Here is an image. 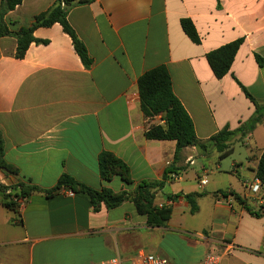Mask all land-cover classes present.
<instances>
[{
	"label": "crops",
	"instance_id": "obj_1",
	"mask_svg": "<svg viewBox=\"0 0 264 264\" xmlns=\"http://www.w3.org/2000/svg\"><path fill=\"white\" fill-rule=\"evenodd\" d=\"M54 1L22 0L5 16L10 33L0 36V140L3 160L17 171L0 168V183L48 190L68 174L95 189L132 193L167 170L163 188L153 190L154 203L171 207V215L150 224L129 200L95 211L86 193L66 189L32 192L16 210L0 197V264H93L113 256L129 263L139 250L174 264H199L208 252L221 256L219 264H264V189H249L264 150V67L255 60L264 59V0L75 3L67 19L92 60L89 68L59 23L36 27L33 36L46 42H31L16 57L13 33ZM181 18L192 22L198 43L183 32ZM238 38L229 71L216 78L205 54ZM159 65L205 142L184 147L177 159L174 140L144 137L163 120L143 116L137 79ZM225 125L244 131L219 159L207 140ZM103 151L128 166L132 182L117 174L102 180ZM187 193L199 194L194 213L182 197Z\"/></svg>",
	"mask_w": 264,
	"mask_h": 264
},
{
	"label": "trees",
	"instance_id": "obj_2",
	"mask_svg": "<svg viewBox=\"0 0 264 264\" xmlns=\"http://www.w3.org/2000/svg\"><path fill=\"white\" fill-rule=\"evenodd\" d=\"M21 1L22 0H1L0 36L10 33L5 24V16L9 11L19 5ZM86 1L89 0H78L77 2L73 0H55L48 9L35 15L29 26L21 27L13 33L16 37L15 56L18 58L22 57L31 42H46L45 40H40L33 36V30L36 27H46L53 23H59L63 32L70 37L73 49L80 58L81 63L85 68H89L92 60L89 57L84 43L78 38L67 19L68 9L73 4L84 3ZM180 25L183 32L192 42H199L198 34L188 18H181ZM241 43L242 39L238 38L210 50L205 54L209 67L216 78H221L229 71L232 60ZM255 60L260 66L264 67L263 58L255 55ZM241 87L245 94L250 97L246 89L243 86ZM137 91L143 116L151 118L161 114L163 120V123L152 124L147 128L144 132V137L146 139L174 140V159L178 158L180 151L186 146L197 145L201 148L205 147V142L199 140L195 134L190 116L172 91L171 79L165 66L159 65L141 74L137 79ZM240 131L243 132L244 130L242 128L230 130L228 125H225L207 140L218 151L219 159L224 158L231 152L229 142L236 132ZM2 155V142L0 140V168L16 173V168L6 163ZM98 169L102 180L109 181L117 174L124 182H132L128 166L111 152L103 151L99 154ZM255 176L264 185V150L259 158ZM166 179L167 170H165L161 180L141 181L136 185L134 191L130 193L126 190L114 192L107 187L95 189L75 180L68 174H62L56 184L48 190H42L36 185L22 181L12 186L0 183V197L3 205L13 210L19 207V202L14 201V197L24 200V198L32 192L43 191L46 194H51L61 189L86 193L95 211H97L102 204L107 208H114L123 201H130L131 199L135 209L139 213L145 214L150 224H163L171 215V207H158L152 201L154 198L153 190L162 189ZM198 196V193H187L182 195L189 205L190 213H194L197 210L196 198ZM177 197L178 195H167V198L171 200ZM235 197L239 200V197L236 195Z\"/></svg>",
	"mask_w": 264,
	"mask_h": 264
},
{
	"label": "built area",
	"instance_id": "obj_3",
	"mask_svg": "<svg viewBox=\"0 0 264 264\" xmlns=\"http://www.w3.org/2000/svg\"><path fill=\"white\" fill-rule=\"evenodd\" d=\"M171 179H176V175H170ZM205 183L204 180H201V184ZM249 189L253 193H258L262 189H264V185L259 181V179L254 178L253 181L249 185ZM68 193L72 194V191L67 190ZM14 201H18L19 205L23 200L18 199L17 197L13 198ZM170 203V202H169ZM221 256L212 252H208L205 254L203 259L199 264H219ZM93 264H174L168 259L154 255L143 250H139L130 260L129 263H125L121 257L113 256L107 260H103Z\"/></svg>",
	"mask_w": 264,
	"mask_h": 264
},
{
	"label": "rangeland",
	"instance_id": "obj_4",
	"mask_svg": "<svg viewBox=\"0 0 264 264\" xmlns=\"http://www.w3.org/2000/svg\"><path fill=\"white\" fill-rule=\"evenodd\" d=\"M130 195H132V194H130ZM133 196V195H132ZM131 196V197H132ZM130 201H132L131 199H130ZM153 203H154V198H153V201H152ZM155 204V203H154ZM156 206H158L157 204H155ZM132 206L134 207V205H133V203H132ZM163 206V205H162Z\"/></svg>",
	"mask_w": 264,
	"mask_h": 264
}]
</instances>
